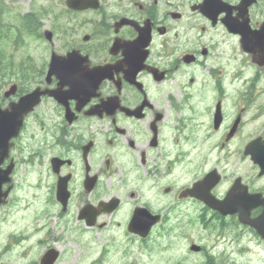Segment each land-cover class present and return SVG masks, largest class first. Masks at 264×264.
<instances>
[{
	"label": "flooded vegetation",
	"instance_id": "1",
	"mask_svg": "<svg viewBox=\"0 0 264 264\" xmlns=\"http://www.w3.org/2000/svg\"><path fill=\"white\" fill-rule=\"evenodd\" d=\"M64 14L68 37L58 50L45 46L30 84L66 100L42 96L28 117L27 153L35 187L45 182L44 205L78 231L67 239L89 231L108 247L174 229L178 264H264V253L246 251L264 250V237L245 222L264 211V165L255 160L264 154V0H99L84 35L78 11ZM72 49L86 56L84 84L46 82L52 52ZM16 146L2 163L12 171L0 208L15 187ZM150 223L145 237L129 229Z\"/></svg>",
	"mask_w": 264,
	"mask_h": 264
},
{
	"label": "rangeland",
	"instance_id": "2",
	"mask_svg": "<svg viewBox=\"0 0 264 264\" xmlns=\"http://www.w3.org/2000/svg\"><path fill=\"white\" fill-rule=\"evenodd\" d=\"M3 4L8 9V12H3V20L7 24L4 30L7 32V37L0 41L1 54L6 58V61L10 66H15L20 62L23 66H30V56L35 60H39L43 54V46L47 42L44 39L25 33L21 28V14L27 10H34L39 12L42 8H51L52 11L47 13L44 12L40 15L43 20L42 23H50L53 21L55 25H59L60 28L64 24V15L62 13V0H2ZM92 13H86L83 15L84 19L92 17ZM51 29V27L49 26ZM22 32L21 43L17 39V33ZM88 32V27L84 26L79 30V33ZM61 30L55 33V36L61 37ZM55 36L53 39H55ZM56 44L59 43V39L56 40ZM2 81V80H1ZM4 81L1 82V84ZM31 125L27 133L31 131ZM25 144H28L29 137L24 139ZM17 188L13 192L11 209H14L13 215L15 218L20 219V222H15L14 228H19L20 225H24L28 222L32 215V210L35 205L33 199V193L36 191L34 185L35 176L33 167L20 163L18 166V172L15 176ZM40 192V190H39ZM27 201L29 202L28 208L26 207ZM19 204V206H17ZM40 204L37 203L35 208L38 209ZM3 215L6 214V209H2ZM56 219L52 217V221ZM40 219L36 220L38 222ZM50 220V219H48ZM65 220V219H64ZM63 220V221H64ZM32 222V221H31ZM33 225V222H32ZM57 229H60L59 227ZM78 232H74L77 234ZM40 235H38L39 237ZM43 236V235H42ZM64 239L59 242H55V246L60 251V259L62 264H174V261L178 257L180 252L179 247L182 242L181 239L177 238L174 233H169L163 236H158L157 231L153 233L151 239L145 242H132L125 244L121 241L114 246H109V251L103 252V255L96 257L101 249L106 246V241L98 234L92 232L89 237V231L83 233L79 238L73 239L68 238L67 234L63 235ZM204 238L209 244L212 243L211 237L203 233ZM36 253L32 252L33 244L31 242H21L18 246L12 247L11 251L7 255H2L0 258L1 264H28L31 259H35L37 254L41 252L43 244H35ZM183 246V245H182ZM251 246H253L251 244ZM256 249L257 247H254ZM26 253V254H24ZM264 250H261L255 255H251L253 259H257L259 254H263ZM103 257V258H102ZM94 260V261H93ZM96 261V262H95ZM188 262L186 264H190Z\"/></svg>",
	"mask_w": 264,
	"mask_h": 264
},
{
	"label": "water",
	"instance_id": "3",
	"mask_svg": "<svg viewBox=\"0 0 264 264\" xmlns=\"http://www.w3.org/2000/svg\"><path fill=\"white\" fill-rule=\"evenodd\" d=\"M71 2L73 3V7L78 8L92 5V0H71ZM46 35L49 37V32H46ZM53 65L59 66L56 61L53 62ZM52 68L54 69V67ZM14 88L12 86L5 95L13 93ZM42 92L44 91L33 90L21 96L18 101L10 102L8 107L4 109L0 108V163L9 148V140L16 136L20 129L23 116L32 110L33 106L39 101V95ZM48 93L55 95L54 91H48ZM5 174L6 172L0 169V184L7 179Z\"/></svg>",
	"mask_w": 264,
	"mask_h": 264
},
{
	"label": "trees",
	"instance_id": "4",
	"mask_svg": "<svg viewBox=\"0 0 264 264\" xmlns=\"http://www.w3.org/2000/svg\"><path fill=\"white\" fill-rule=\"evenodd\" d=\"M2 67H3V66L0 65V74H1V72H2V70H1Z\"/></svg>",
	"mask_w": 264,
	"mask_h": 264
}]
</instances>
